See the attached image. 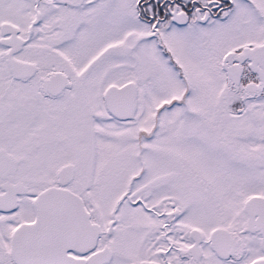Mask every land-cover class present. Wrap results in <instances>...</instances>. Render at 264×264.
<instances>
[{
	"label": "snow or ice",
	"instance_id": "snow-or-ice-1",
	"mask_svg": "<svg viewBox=\"0 0 264 264\" xmlns=\"http://www.w3.org/2000/svg\"><path fill=\"white\" fill-rule=\"evenodd\" d=\"M0 264H264V0H0Z\"/></svg>",
	"mask_w": 264,
	"mask_h": 264
}]
</instances>
